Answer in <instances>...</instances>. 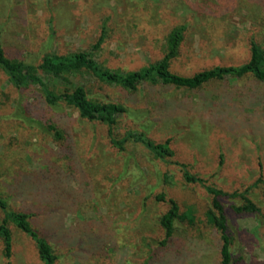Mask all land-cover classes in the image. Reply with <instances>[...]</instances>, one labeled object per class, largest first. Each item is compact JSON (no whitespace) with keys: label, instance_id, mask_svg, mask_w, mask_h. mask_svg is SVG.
<instances>
[{"label":"rangeland","instance_id":"obj_1","mask_svg":"<svg viewBox=\"0 0 264 264\" xmlns=\"http://www.w3.org/2000/svg\"><path fill=\"white\" fill-rule=\"evenodd\" d=\"M104 17L107 36L95 56L113 69L159 59L179 24L186 29L170 69L180 75L245 62L251 39L264 46V0H0V46L9 57L38 64L46 53L89 49ZM73 80L94 99L127 106L116 137L135 131L156 142L169 138L173 160L207 184L240 194L264 178V82L246 76L211 81L210 92L148 86L126 92L89 73ZM39 94L36 87L17 89L0 69V194L11 208L34 214L32 224L58 254L55 264H219V233L207 218L212 196L201 184L185 182L178 164L140 142L130 139L118 150L106 124ZM159 193L185 214L166 245L159 217L168 203L155 198ZM246 195L260 210L227 212L232 264H264V183ZM221 201L227 209L243 202ZM9 227L11 264H42L33 240ZM0 264H6L1 239Z\"/></svg>","mask_w":264,"mask_h":264},{"label":"trees","instance_id":"obj_2","mask_svg":"<svg viewBox=\"0 0 264 264\" xmlns=\"http://www.w3.org/2000/svg\"><path fill=\"white\" fill-rule=\"evenodd\" d=\"M107 20L104 17L101 23V34L89 49H78L70 53H46L38 64L25 60L9 57L0 46V69L7 75L9 82L17 89L36 87L40 96L50 105L63 101L73 107L78 115L89 121H99L107 125V133L110 143L118 150H124L125 142L134 140L142 143L157 158L164 161H172L178 164L182 170V176L187 183H199L212 196L211 207L207 210V218L210 224L217 230L220 237V261L219 264H232L231 235L229 233L227 212L231 210L236 216L256 214L260 208L247 195L250 187L258 183H264V178L258 177L243 192L228 193L206 183V180L198 174L188 170L187 164L173 160L174 150L170 145V139L156 142L142 132H127L118 138L114 128L118 123V117L127 112V106L122 102L101 101L92 98L86 87L74 81L79 73H89L103 82L118 85L126 92H134L139 88L167 90L169 88H185L190 90H203L210 92L211 81H224L225 79H241L251 76L264 82V46L254 39L250 40L249 58L241 64L215 65L195 72L192 75H180L170 69V64L180 52V45L184 39L185 24H179L170 29L166 35L165 49L162 56L134 70H120L104 66L95 56L96 51L107 36ZM73 77V78H72ZM208 87V88H207ZM47 127L54 131L60 138L62 132L54 124ZM240 196L241 204H232L227 209L221 201L222 197ZM157 200L166 201L168 208L159 217V223L164 229V237L160 243L166 245L173 236L175 221L182 219L185 214L180 213L179 204L173 198H167L164 193L155 197ZM0 239L3 242V254L6 264H11L12 233L9 224H14L19 230L31 238L36 246L42 264H55L58 254L46 234L37 229L31 221V212L23 209H13L9 204V198L0 194Z\"/></svg>","mask_w":264,"mask_h":264}]
</instances>
